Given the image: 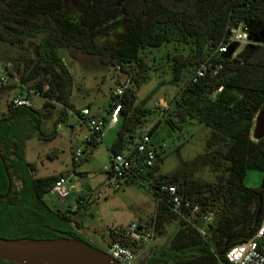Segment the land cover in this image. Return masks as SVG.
I'll list each match as a JSON object with an SVG mask.
<instances>
[{"label": "trees", "instance_id": "obj_1", "mask_svg": "<svg viewBox=\"0 0 264 264\" xmlns=\"http://www.w3.org/2000/svg\"><path fill=\"white\" fill-rule=\"evenodd\" d=\"M70 1L72 8H66L64 0H0V41L19 44L26 40L33 46V54L25 58L20 83L43 98V109L59 106L48 133L41 128L46 114L31 104L15 106L9 101L0 115V156L11 181L4 201H0V235L42 239L69 233L84 240L79 224L66 210L52 208L42 200L57 175L34 177L33 164L24 158V143L32 134L53 137L57 123L67 118L69 110L79 113L70 103L71 76L58 49L71 46L97 54L103 47L96 39L98 34L123 25L106 49L110 62L125 69L130 81L119 98V129L108 152H118L129 144L148 113L135 104V88L148 78L150 70L141 61L140 52L160 49L163 53L158 60L179 88L171 100V111L149 128L151 142L162 131L170 137L171 131L193 118L210 129L203 158L214 173L213 181L168 176L153 179L149 190L156 197L151 217L154 230L161 232L171 220L177 221V228L142 264H216L223 260L225 251L245 241L264 215V187L243 183L248 169L259 170L264 179V137L250 138L254 115L264 104V0ZM238 26L259 41L242 46L236 43L229 52L231 42L226 51H218L220 44L228 42L230 30ZM206 59L219 63L220 68L193 81L196 69ZM27 95L28 91L24 97L28 100ZM159 123L160 130L155 133ZM155 169L154 162L137 177H151ZM160 181L174 183L179 193L198 204L197 215L212 213L203 235L191 224L195 218L185 221L171 210L167 194L158 191ZM6 189L0 160V195ZM84 196L75 199L81 208ZM119 231L109 233L112 241L124 242L116 238Z\"/></svg>", "mask_w": 264, "mask_h": 264}, {"label": "rangeland", "instance_id": "obj_2", "mask_svg": "<svg viewBox=\"0 0 264 264\" xmlns=\"http://www.w3.org/2000/svg\"><path fill=\"white\" fill-rule=\"evenodd\" d=\"M64 2L66 8L73 7L70 0ZM122 26H115L114 29L119 32ZM107 36L111 37L110 33L105 32L98 34L96 39L100 41ZM115 37L116 35L114 39ZM112 43L103 42L101 44L103 47L97 54L82 52L71 46L58 49L60 58L71 76L70 102L75 106L89 102L90 113L96 117H106L112 89L127 78L125 69H117L110 62L107 55L109 51L106 49L110 48ZM105 44L109 46L105 47ZM162 53L163 50L160 49L140 52L141 61L150 70L148 78L135 88V104L147 109L148 113L136 132L143 128L149 129L157 120L163 121L166 114L171 111V100L179 88L171 82L169 71L162 60H158ZM32 54L33 46L26 40L19 44L0 41V65L5 77L4 81L0 80V115L4 113L6 104L11 99L24 98L28 91L29 104L46 114L41 121V128L48 133L53 127L59 106L52 104L51 107L43 109V98L29 91L19 81L25 58ZM157 61L158 65L155 64ZM160 127L161 123L158 124L155 133H158ZM118 129L119 120L111 127H104L100 142L92 147L83 141L84 135L88 133L86 126L76 114H70L57 123L53 137L44 138L32 134L24 143V158L33 164L34 177L69 174L74 185V189L65 199H58L55 194L46 193L42 200L52 208L66 210L73 219L78 216L71 214L70 210L81 208L75 201L76 197L86 195L85 212L80 211L83 238L103 248L114 239L109 233L123 230L131 222L147 224L151 220L156 203V197L149 190L153 179L159 176L173 179L187 177L203 181L214 179V173L203 158L207 150L205 141L210 135V129L193 118H187L178 130L171 131L170 137H166L164 131L157 135L153 142V147L157 150V158L154 160L156 169L151 177L146 175L140 177V182L121 181L116 187L115 179L109 176L107 170L109 167L107 149L115 139ZM250 138L254 140L251 132ZM76 148H79L82 154L73 162L72 154ZM261 181L262 173L259 170H246L243 178L245 186L258 187ZM87 200L90 202L86 206ZM209 214L212 219V213ZM176 228V220L166 222L161 232H154L150 241L134 246L135 263H144ZM118 233L116 238L121 239V231Z\"/></svg>", "mask_w": 264, "mask_h": 264}, {"label": "built area", "instance_id": "obj_3", "mask_svg": "<svg viewBox=\"0 0 264 264\" xmlns=\"http://www.w3.org/2000/svg\"><path fill=\"white\" fill-rule=\"evenodd\" d=\"M231 42L240 45L250 42L247 39L246 28L238 26L231 29L228 42L220 44L218 51H226L227 45ZM116 68L119 69V66L116 65ZM219 68V63L213 64L206 59L196 69L192 80L194 81L196 77H202L207 71L214 74ZM0 72L2 74L0 80L4 81V71L1 65ZM129 84L130 81L126 78L112 89L106 108V117L94 116L87 107L78 110L79 113L76 115L88 130V133L83 137L84 143L89 145L90 142H100L103 128L111 127L118 122L121 110L119 98ZM11 101L15 106L29 105L26 98L16 97ZM68 114L75 113L69 110ZM148 130V128H143L140 132H136L129 144L118 152L109 153V167L107 170H109V176L115 179L116 187L119 186L121 181L125 182L130 179L140 182L137 175L153 165L157 150L153 147ZM81 154L82 151L76 148L73 151L72 160L77 161ZM157 187L160 193L167 194L170 208L179 218L185 221H191L190 219L195 218L191 224L203 235L205 233L204 225L211 220L210 214L197 215L199 213L198 204L193 202L190 197L179 193L174 183L160 181ZM73 189L74 185L71 182L70 175L61 173L52 182L49 193L55 194L58 199H65ZM87 201L85 202H90V200ZM154 232V221L152 219L147 224L131 222L122 230L121 239L124 242L119 240L110 241L104 246L103 250L119 264H136L134 246L150 241ZM216 264H264V215L259 219L252 234L245 241L230 246L225 251L224 259L219 260Z\"/></svg>", "mask_w": 264, "mask_h": 264}, {"label": "water", "instance_id": "obj_4", "mask_svg": "<svg viewBox=\"0 0 264 264\" xmlns=\"http://www.w3.org/2000/svg\"><path fill=\"white\" fill-rule=\"evenodd\" d=\"M249 43L259 41L252 38L247 31ZM236 42L228 46L231 52ZM251 137L260 140L264 137V104L258 109L253 118ZM4 173L7 179L6 192L0 197L7 195L10 189V177L5 162L0 156ZM260 188L264 187L262 179ZM260 207L257 208L255 218L258 217ZM0 260L15 264H119L114 258L105 253L103 249L94 246L86 240H80L72 234L62 233L55 238H3L0 237Z\"/></svg>", "mask_w": 264, "mask_h": 264}, {"label": "flooded vegetation", "instance_id": "obj_5", "mask_svg": "<svg viewBox=\"0 0 264 264\" xmlns=\"http://www.w3.org/2000/svg\"><path fill=\"white\" fill-rule=\"evenodd\" d=\"M115 28V26H113V28H112V30H110V38L107 36V37H104V38H102L100 41H98V43L101 45L103 42H113V40H114V35H116V33H118V30L117 29H114ZM107 44H109V43H107ZM107 44H105V45H107ZM2 196V195H1ZM5 197L6 196H4V197H0V201H4V199H5ZM66 215H69L68 213H66ZM70 216V215H69ZM67 234H69V233H67ZM0 237H2L1 235H0ZM87 241V240H86ZM94 246H97V245H95V244H93ZM98 248H100V249H103V247H101V246H97ZM0 264H15V263H12V262H8V261H3V260H0Z\"/></svg>", "mask_w": 264, "mask_h": 264}, {"label": "crops", "instance_id": "obj_6", "mask_svg": "<svg viewBox=\"0 0 264 264\" xmlns=\"http://www.w3.org/2000/svg\"><path fill=\"white\" fill-rule=\"evenodd\" d=\"M71 104H72V106L75 108V109H77V110H79L80 108H82V107H87L89 110H90V103L89 102H86V103H83L82 105H80V106H75L72 102H70ZM79 195V194H78ZM80 209V210H79ZM79 209H71L70 210V213L71 214H75L76 216H78L77 218H73L78 224H79V228H78V232L83 236V231H82V226H81V222H80V218H81V214H80V211L81 210H85V208H79ZM85 212V211H84Z\"/></svg>", "mask_w": 264, "mask_h": 264}]
</instances>
